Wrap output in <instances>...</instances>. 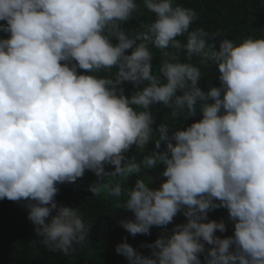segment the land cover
<instances>
[{"label":"clouds","instance_id":"9594fccd","mask_svg":"<svg viewBox=\"0 0 264 264\" xmlns=\"http://www.w3.org/2000/svg\"><path fill=\"white\" fill-rule=\"evenodd\" d=\"M196 20L178 0H0V200L25 207L32 247L87 245L84 213L56 197L92 172L88 190L133 214L118 221L130 235L162 229L148 254L116 245L128 264H264V35ZM220 208L231 235L209 218Z\"/></svg>","mask_w":264,"mask_h":264},{"label":"trees","instance_id":"16d2710c","mask_svg":"<svg viewBox=\"0 0 264 264\" xmlns=\"http://www.w3.org/2000/svg\"><path fill=\"white\" fill-rule=\"evenodd\" d=\"M179 3L193 8L197 12V20L193 27H204L215 33L220 30L229 38L240 40L248 35H264V0H178ZM144 14L140 20L147 21ZM140 21L134 20L131 25ZM0 33V36H5ZM217 38V47L219 40ZM159 54L153 60L154 67L159 65ZM215 69L203 75L200 86L207 90L210 82L218 85L214 78ZM132 90L130 83L126 84V93ZM157 124L169 111L157 105L154 108ZM200 115L184 121L185 126L192 120L199 119ZM179 124V121L176 122ZM154 145H147L151 149ZM134 152V149L132 150ZM132 152L129 153L131 155ZM135 177H129L127 183L134 185ZM57 201L70 206L78 207L84 213V219L91 224L90 237L87 245L78 246L71 255L65 256L59 252H50L42 245L32 247L30 241L35 238L34 225L27 218V211L21 203L7 199L0 200V264H128L126 258L115 251V247L125 238L144 254L149 249L144 244L154 241L162 229L153 227L150 235H130L120 224L119 220L131 218L133 214L124 209H118L112 198L102 194L94 196L91 192L86 195H77L75 184L59 185ZM179 214L174 218L177 219ZM224 218L227 229V210L220 208L209 213L210 219ZM183 222V221H182ZM224 233L217 232V235Z\"/></svg>","mask_w":264,"mask_h":264},{"label":"rangeland","instance_id":"374dc122","mask_svg":"<svg viewBox=\"0 0 264 264\" xmlns=\"http://www.w3.org/2000/svg\"><path fill=\"white\" fill-rule=\"evenodd\" d=\"M162 171V166H158L157 169L150 170L149 174H151L154 177V183L152 186L158 187L161 179H163L160 176V172ZM95 180V175L92 172H86L84 177L82 179H79L75 186H76V192L77 195H86L90 191L88 190V185L91 184ZM185 218L183 217L182 214H179L177 219H174L173 224L175 223H181L182 221L184 222ZM173 225H169L168 228L169 230L171 229ZM233 233V225L230 224L229 228L227 229V232L224 234H221L220 236H225V235H231Z\"/></svg>","mask_w":264,"mask_h":264}]
</instances>
